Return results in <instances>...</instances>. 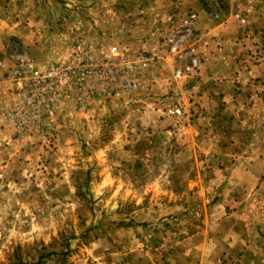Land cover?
I'll use <instances>...</instances> for the list:
<instances>
[{
	"label": "rangeland",
	"instance_id": "374dc122",
	"mask_svg": "<svg viewBox=\"0 0 264 264\" xmlns=\"http://www.w3.org/2000/svg\"><path fill=\"white\" fill-rule=\"evenodd\" d=\"M29 1L46 25L37 66L81 39L155 52L158 76L85 110L60 104L24 131L3 119L0 264H161L206 231L238 241L209 264H264V111L252 107L264 91L251 97L247 79L203 80L200 69L172 81L179 62L166 44L168 14L197 17L199 4L217 22L227 1Z\"/></svg>",
	"mask_w": 264,
	"mask_h": 264
},
{
	"label": "built area",
	"instance_id": "2783aa9c",
	"mask_svg": "<svg viewBox=\"0 0 264 264\" xmlns=\"http://www.w3.org/2000/svg\"><path fill=\"white\" fill-rule=\"evenodd\" d=\"M196 15H167L172 27L166 40L168 53L179 64L171 74L172 81L194 78L200 69L197 45L200 35L195 29ZM10 79L17 85L10 99L4 121L18 131L42 124V120L60 104H72L85 110L94 98L118 93H132L147 87L151 76H158L157 53H128L118 45L95 51L89 43L70 42L64 58L52 65L39 67L19 43L11 42ZM155 74V75H153ZM180 108L167 113L180 115Z\"/></svg>",
	"mask_w": 264,
	"mask_h": 264
},
{
	"label": "crops",
	"instance_id": "0c3cea01",
	"mask_svg": "<svg viewBox=\"0 0 264 264\" xmlns=\"http://www.w3.org/2000/svg\"><path fill=\"white\" fill-rule=\"evenodd\" d=\"M226 1V13L217 22L202 6H195V29L200 35V75L203 80L209 81L247 79L253 97L256 92L264 91V87L261 88V83L264 82V0ZM235 5L237 9H234ZM34 12L36 10H32L29 0H0V126L5 125L4 115L9 110L10 99L17 90V85L10 79V43H19L37 62L44 60L41 50L34 49L37 41L45 40L42 32L45 33L46 25L43 26L44 19L40 13ZM243 62H247V68L242 66ZM252 107L254 110L260 107L264 111L263 102H256ZM225 235L228 236L223 234ZM223 240L228 241V237L217 238L209 235L207 231L197 233L179 243L180 253L168 255L161 264L213 263L215 256L235 253L233 247L238 241L223 243Z\"/></svg>",
	"mask_w": 264,
	"mask_h": 264
},
{
	"label": "trees",
	"instance_id": "16d2710c",
	"mask_svg": "<svg viewBox=\"0 0 264 264\" xmlns=\"http://www.w3.org/2000/svg\"><path fill=\"white\" fill-rule=\"evenodd\" d=\"M48 256V255H47Z\"/></svg>",
	"mask_w": 264,
	"mask_h": 264
}]
</instances>
